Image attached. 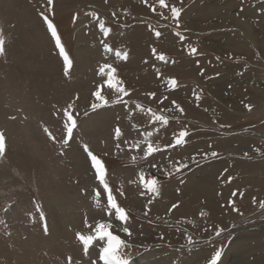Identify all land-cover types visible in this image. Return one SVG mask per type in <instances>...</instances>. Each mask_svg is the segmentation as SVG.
Listing matches in <instances>:
<instances>
[{
    "label": "rangeland",
    "instance_id": "obj_1",
    "mask_svg": "<svg viewBox=\"0 0 264 264\" xmlns=\"http://www.w3.org/2000/svg\"><path fill=\"white\" fill-rule=\"evenodd\" d=\"M165 3L0 0V132L6 142L0 156V264H69V256L72 264H102V242L95 241L86 256L76 238L77 232L93 234L101 222L112 223L113 233L125 240L122 252L131 264H209L216 251L218 264H264V99L256 96L264 89V0ZM172 6L181 10L178 28ZM43 16L56 26L73 61L69 76ZM117 51L127 59L117 58ZM105 63L127 89V104L112 102L118 94L99 72ZM96 90L108 104L93 110L92 103H101ZM70 103L77 128L65 145L61 110ZM148 109L168 124L153 123ZM182 130L186 143L145 158L148 132L163 149ZM84 145L105 162L113 194L130 217V237L116 226L114 212L106 215V194ZM177 161L188 167L177 172ZM141 175L158 181V195L145 190ZM201 179L213 184L223 213L209 211L204 200L197 208L192 194L185 198L187 184ZM179 209L188 215L179 216Z\"/></svg>",
    "mask_w": 264,
    "mask_h": 264
},
{
    "label": "snow or ice",
    "instance_id": "obj_2",
    "mask_svg": "<svg viewBox=\"0 0 264 264\" xmlns=\"http://www.w3.org/2000/svg\"><path fill=\"white\" fill-rule=\"evenodd\" d=\"M48 5L52 6L54 3V0H47ZM159 4L162 8L167 7L165 0H159ZM155 11V9H153ZM181 14V10L175 6L171 7V16L173 19L177 21V28L179 25V17ZM44 22L47 24V29L51 34L52 39L55 42V47L58 49L59 56L63 60V71L65 76H69L70 72L73 68V61L70 58V55L65 49V46L63 45L61 38L57 32L56 26L52 23L51 20L47 16L42 17ZM99 29L100 31L105 35L108 36L110 29L105 27V24L103 21L99 22ZM155 35L159 37L161 35L160 32H156ZM179 35V33H177ZM183 39V37H181ZM103 43V42H102ZM104 51L105 52H111L112 48L104 43ZM192 54H195L197 49L192 48L191 50ZM155 52V49L153 50ZM5 53V47H4V40L2 37H0V56L4 55ZM117 58H123L127 59V53H121L117 51L115 53ZM159 60L164 61L165 56L160 55L158 57ZM99 72L103 75H106L107 79L105 81L107 88L114 89L115 92L118 94L117 98L112 101L113 103H124L127 104L128 101H125L122 99L124 96H128L129 93L125 87L122 86L123 82L116 77V69L112 67V65L105 63L103 66L100 67ZM171 87L175 88L177 85V81L175 79H170L168 81ZM151 96H155V93H151ZM93 96L100 101L101 103H92L91 108L93 110H96L100 108L102 105H107L108 101L101 95L100 90H96L93 92ZM78 98V97H77ZM167 99V97H165ZM162 102V101H161ZM175 104V101L172 102ZM137 108L141 109L143 111V108L141 105L137 104ZM249 110H251V105H245ZM74 108V105L72 103L68 104L66 108L62 109V117L64 120V129L66 132L65 138H63V143L67 145L69 141L73 137L74 130L77 128V119L73 115L72 109ZM181 111H183L181 109ZM148 112L152 116V122L158 121L161 125H167L168 119L163 115H157L155 112H153L151 109H148ZM78 115V113H77ZM87 115V113H85ZM15 117H13L14 119ZM46 133H48L49 137L53 140H55V137L52 136L51 132L47 128L44 129ZM122 135L121 129L119 126L115 129V138L119 139ZM153 135L152 132H148L145 136V142H146V149L144 150V156L147 158L148 156H152L154 153L166 150L168 148H174L176 146H182L184 143H186L185 137L188 135V133L184 130L179 131L178 134L175 135V138L173 142L169 145H165L163 149L159 145L154 146L153 143L150 141V137ZM127 143V141H125ZM120 145L117 144V147ZM135 147L139 150L140 145L136 144ZM6 150V142H5V135L4 133L0 132V156H3ZM84 151L87 153V157L90 160V166L91 169L94 171L95 179L98 181V188L102 187L103 193L106 194L107 199V205H106V215L109 217L113 216L114 212V219L115 221L119 222L116 226L122 227V231L124 234H126L128 237L132 235L130 231V227L128 226V221L130 219L127 210L123 207H121L116 199V197L113 194V189L110 187L108 179H107V168L106 164L103 161L102 158L98 157L97 155L93 154V152L88 148L87 145H84ZM218 155L217 152L213 151L211 153L212 157H216ZM247 155V153H245ZM205 158H207V154H205ZM133 160H135V157H132ZM177 167L176 171L179 172L183 168H187V164H181L179 161L176 162ZM152 167H156L155 164H152ZM170 175V174H169ZM141 183L143 184L145 190L147 192L159 194V186L158 181L156 179H151L146 181L144 179V176L141 175L140 177ZM230 182V181H229ZM121 195H124L123 192L120 193ZM96 200H97V207H99V200L101 197V191L96 190L94 193ZM235 195V194H234ZM173 207H176L175 205ZM261 207H264V202H261ZM234 211H238V209H233ZM41 220L44 221L43 228L45 231V234L48 232L47 223L45 220V217L43 213H41ZM0 223H4L3 221H0ZM85 226L88 225L87 218H85ZM113 225L112 223H97L94 228L93 234L90 235H84L80 232H77L76 238L77 240L82 244L84 254L87 256L89 254L90 247L94 244L95 241L102 242L103 246H99V261L102 262V264H131L130 258L127 257L123 252L122 249L126 247L125 240L121 238L120 235L114 234L112 231ZM223 229L217 230L215 232V235L219 237L221 235V232ZM190 246H195V242L189 238L188 241ZM221 259V251H216L215 254L211 257L209 264H218V261ZM69 264H72V257H68ZM79 264V262H77ZM92 264H96V261L93 260Z\"/></svg>",
    "mask_w": 264,
    "mask_h": 264
},
{
    "label": "bare ground",
    "instance_id": "obj_3",
    "mask_svg": "<svg viewBox=\"0 0 264 264\" xmlns=\"http://www.w3.org/2000/svg\"><path fill=\"white\" fill-rule=\"evenodd\" d=\"M215 9V8H214ZM26 10V9H25ZM216 10V9H215ZM210 11V10H209ZM222 12H225L226 14L229 12V10L228 9H224ZM253 12V11H252ZM214 15V14H213ZM231 15V14H230ZM214 17V16H213ZM228 17V16H227ZM227 17H223V18H226V20L228 19ZM232 17L233 18H236V17H234L233 15H232ZM32 19V18H31ZM221 20V19H220ZM229 20V19H228ZM234 21H236L235 23H236V25H237V23L239 24L240 23V20L239 19H234ZM244 21H246V20H244ZM242 22V21H241ZM243 24H248V23H244V22H242ZM36 24V23H35ZM39 25V24H38ZM238 26V25H237ZM239 26H242L241 24L239 25ZM247 26V25H246ZM246 26H243V27H246ZM250 26H252V25H250ZM39 29H40V31H41V34L43 35V37L45 38V34L43 33L44 31H42V28H41V26H39ZM240 29V28H239ZM242 29V28H241ZM245 30H247V28L245 29ZM249 30V29H248ZM255 34V33H254ZM249 35H250V33H249ZM251 35H252V32H251ZM247 37V36H246ZM229 38V37H228ZM227 38V39H228ZM248 38H250V37H248ZM252 38V37H251ZM250 38V39H251ZM232 39V38H231ZM256 39V38H255ZM254 39V40H255ZM248 40V39H247ZM246 40V41H247ZM232 41H234L233 39H232ZM264 41V40H263ZM259 42V41H258ZM260 44V43H259ZM262 44H263V50H264V42H262ZM258 45V44H257ZM260 46V45H259ZM239 47V46H238ZM192 70V69H191ZM194 72H195V70H194ZM196 76V75H195ZM237 86V85H236ZM239 90V89H238ZM259 93V92H258ZM256 96H258L257 98L258 99H264V89L261 91V94H258V95H256ZM263 101V100H262ZM261 101V102H262ZM257 102V101H256ZM238 106V105H237ZM206 177H207V175H205ZM204 178V177H203ZM261 178V177H260ZM198 181V180H197ZM190 186L192 187V188H190ZM264 186V185H263ZM214 186H213V184L211 183V181L209 180V179H206V180H202L201 179V181H199L198 183H194V184H187V186L185 187V193H184V196H185V198L186 197H188V196H191V194H192V201H193V205H195V206H197V208L198 207H200V205L203 203L202 202V200H204V203H205V206H206V208L209 210V211H211V212H213V213H218V214H221V213H223V210L222 209H220L219 207H218V204H217V195H216V193H214ZM182 207V206H181ZM181 207H179V208H181ZM194 207V206H193ZM193 207H192V209H193ZM190 208V207H189ZM183 209H185V208H183ZM183 209H179L178 211L179 212H176L179 216H181V215H188L187 213H185L186 211H184ZM200 209V208H199ZM198 209V210H199ZM203 209V208H202ZM155 210H156V208H155ZM158 210V209H157ZM156 210V211H157ZM154 212V211H153ZM193 213V212H192ZM201 213V212H200ZM189 214H190V212H189ZM199 215V214H198ZM216 217V216H215ZM173 218H176V217H173ZM186 221H187V219H186ZM61 233V232H60Z\"/></svg>",
    "mask_w": 264,
    "mask_h": 264
}]
</instances>
